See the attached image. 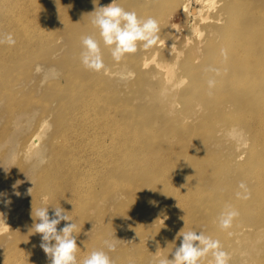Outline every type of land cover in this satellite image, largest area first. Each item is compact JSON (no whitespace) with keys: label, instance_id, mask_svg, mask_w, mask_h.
<instances>
[{"label":"rangeland","instance_id":"1","mask_svg":"<svg viewBox=\"0 0 264 264\" xmlns=\"http://www.w3.org/2000/svg\"><path fill=\"white\" fill-rule=\"evenodd\" d=\"M158 1L160 6L157 8ZM248 1L253 3L251 9L250 5L239 8ZM111 2L112 0H94V3L93 0H23L21 6L30 8L29 19L34 22L33 28L42 33V36L35 35V53L29 54L26 48L22 49L25 41L18 37L14 38L15 44L12 48L6 47L7 43L1 47L5 51L3 56L10 58L17 55V62L12 64L13 61H9V75L12 72L18 74L21 87L15 92L8 85L0 87L4 91L3 100H0V193L5 194L0 199L11 201L7 207L0 202V264H50L49 258L39 247L41 234L32 230L34 223L38 222L34 219L36 209L48 207L50 216L54 209L50 197L40 193L37 172L50 162L55 149L52 142L61 136L60 127L72 121L71 115L62 117L59 114L57 108L62 102L60 98L50 102L52 107L47 111L41 103L29 107L23 105L21 113L19 109L11 112L9 107L17 105L24 91L31 89L33 94V89L35 90V97L49 104L45 95L52 98L53 95L61 93L58 91L65 93L69 87L67 80H64L66 71L72 72L76 69L83 77L98 75L81 63V40L87 35L100 42L107 68L106 72L102 71V85L105 86L102 90L106 88L108 91H115L119 99L125 100L126 110H131L135 105L141 108V114L138 115L143 117L139 121L149 129L147 132L150 129L159 131L162 136L161 139H155L151 146H144L142 139L134 132L125 131L129 112L126 115L118 112L112 118L113 111L103 108L101 98L93 106L88 102L85 115L72 127L75 134L73 143L81 142L86 147L73 148V151L65 153L66 163L70 167L65 176V191L69 196L62 208L77 225L74 235L78 246V264L94 249L107 251L105 240L116 245V250L108 253L114 264L125 263L126 261L121 260L124 257L133 258L139 255H146L144 264H156L160 258H168L167 248L161 247L156 252L148 251L151 245L158 242L159 237L172 236L170 239L180 241L177 247L180 246L183 238L177 234L181 230L189 231L193 226L182 220L173 223L172 210L165 206L166 201L154 199L149 204L152 206L151 214L134 208L127 202L128 192L132 189L140 191L142 195L151 190L144 187L150 181L151 173L139 170L133 164L127 166L124 174H116L114 182L118 186L113 192L106 193L101 185L113 169L129 160L166 157L168 154L161 146L169 141H178L177 138L181 135L189 142L183 144L191 146L189 151L175 153L176 158L181 155V167L187 169L188 176H201L203 183L213 184L208 187L211 191L205 198L199 197L195 200L197 211L204 214H201L198 225L194 228L199 231L219 229L218 217L221 213L210 210L209 207H219L226 203L236 210L239 207L245 208L238 211L239 216L233 220L229 229L228 241L220 240L221 245L230 254L229 264H264V229L260 227L264 212L258 213L260 200L264 197V161L254 165L250 162L252 153L261 152L259 150L262 147L256 150L255 143L260 132L256 129L252 133V124H239L235 110L236 100L245 91V86H238L241 83L237 81L240 77L233 78L237 82L231 89L217 90L214 87L207 92L215 95L213 100L206 101L201 93L191 88L192 79L187 73L188 70L194 72L197 69L195 64L189 62L191 56L200 52L206 54V48L212 40L216 45L219 44L223 36L219 31L209 28L212 32L208 37L210 31L204 30L209 23L224 26L225 15L228 22L233 19L232 26L242 30L239 38L244 39L250 49L262 50L264 0H213L211 7L207 0H117L121 7L135 11L140 18L152 15L160 28L159 39L155 45L144 49L141 42L135 53L127 54L120 62L112 58L110 48L103 44L99 36V29L91 23L95 15L92 12ZM229 3L237 6L232 14L222 11ZM11 5L7 3L4 9L0 7V34H15L16 30L12 32V27L16 25L13 29H19L18 24L22 22L16 21V24L15 20L12 21L14 12L11 10L18 9V5H13L14 9ZM23 7L18 10L25 11ZM190 10L203 12L201 22L193 17ZM6 15L11 21L5 18ZM24 16L22 13L19 17ZM196 26L201 32L204 31V37H198V32L194 30ZM74 27L80 33V39L74 36ZM259 37L261 40L257 43ZM197 50L200 52H196ZM158 63H163L165 67H160ZM169 68L172 70L170 76ZM255 70L251 66L246 74L252 77ZM245 79L246 77H241L240 80ZM201 81L198 82L201 84ZM202 84L208 85V81L203 80ZM260 84L264 88V79H260ZM186 93L190 100L183 102L181 97ZM71 96H68L65 103ZM188 106H194V112L187 110ZM248 112H254L251 104H248ZM208 117L210 122L201 127L204 131L191 127L195 123L197 127L200 126L201 121ZM232 119L237 120L233 130L227 127L229 124H225L226 121L230 124L234 122ZM10 120H13L12 124L7 125ZM160 120L163 123H159ZM147 132V137L157 136ZM180 132L181 135L178 134ZM35 133H38L37 137L31 139ZM128 133L131 134L129 138L134 151H126ZM29 139L31 143L28 146ZM256 168H261L260 171L263 172L258 174L260 179L249 174ZM242 182L250 193L248 199L237 198V192L247 194L245 189L239 187ZM222 194L226 195L225 201L220 199ZM206 201L210 205H206ZM86 204H89L87 208L84 206ZM190 206L194 207L193 204ZM162 209H165V214H162ZM221 210L224 211L223 208ZM116 222L118 225H115ZM65 223L71 221H62L58 229ZM237 223L240 227L234 229L233 226ZM209 226L210 229L202 228ZM163 229L166 230L161 231ZM178 229L179 232L176 231ZM151 256L155 258L154 261ZM209 261L206 258L202 264H209Z\"/></svg>","mask_w":264,"mask_h":264},{"label":"bare ground","instance_id":"2","mask_svg":"<svg viewBox=\"0 0 264 264\" xmlns=\"http://www.w3.org/2000/svg\"><path fill=\"white\" fill-rule=\"evenodd\" d=\"M9 1V2H8ZM0 0V7L1 9H4V5L7 3H11L12 8L13 5L21 10L23 6H21V2L23 0ZM34 2H37L39 0H32ZM213 0H207L208 5L211 7L213 6L214 2H211ZM251 5L253 6V3L248 1L244 3L239 8H244L246 6ZM21 6V7H20ZM160 6V2H157V8ZM11 8V9H12ZM237 8V6L234 3H229L228 6L224 7L222 9L223 12H229L233 13L234 9ZM14 9V8H13ZM15 8V10H11L14 12V17L12 18V21L14 23L17 21H22L20 24L16 22V24L19 25L15 28V26L12 27L11 31L13 38L18 37L19 39L25 41L23 44V48H26V50L29 52V54L35 53L34 47L36 44V41H34L35 35L42 36V33L37 30L36 28H33L34 22L29 19V13L30 8L29 7H23L25 11H19ZM221 11V12H222ZM19 12V14H18ZM190 13H192L193 17L195 19L199 20L201 22V19L203 18V12L200 10H190ZM22 13L25 14L24 17L20 18L19 16H22ZM224 14V13H223ZM19 15V16H18ZM31 15V14H30ZM225 15V14H224ZM18 17V18H17ZM148 17H153L152 15ZM5 18H9L8 15H6ZM147 18V17H146ZM226 18V24L224 26L209 23L207 24L205 32L210 29H215L220 32L222 38L219 41V44L216 45L215 41H211L208 44V47L206 48V54H201L200 50H197L196 52H200L199 54H195L190 57L191 63L195 64L197 66V69L194 72H189L190 78L192 79V85L191 88H193L195 91L202 94V97L205 98L206 101H212L213 95L212 93L207 92L210 89H213L216 87V89H226L232 88L233 84L237 81L241 82L238 84L240 87L245 86V91L240 95V97L236 100V108L237 111V120L239 124L241 125H248L252 124L253 126L250 128L251 132L253 133L256 129L259 130L260 135L258 136V139L255 141L256 143V150H259L261 147V152H255L252 153L250 162L252 165L258 164L261 161H264V88H261L260 79H264V43L262 44L263 49L262 50H256L250 49L247 44L245 43L244 39L239 38V32H242L241 29H238L233 24V19L231 18L229 22ZM11 21V19L9 18ZM25 20V21H24ZM27 20H30V22L25 23ZM63 21V20H62ZM13 23V22H12ZM235 28L236 30H232ZM75 32L76 39H80V33L76 32V27L73 28ZM196 32H198V37H204V31L201 32L198 28V26L194 29ZM208 37L210 36V33ZM257 32V31H256ZM25 34V35H23ZM31 35V36H30ZM28 36V38H26ZM30 36V37H29ZM247 40V39H246ZM261 40H257V43ZM35 42V44L33 43ZM164 42V41H163ZM162 42V43H163ZM161 43V44H162ZM4 44H0V87L2 85H8L11 87V91L15 90L17 91L18 87H21L19 85L21 83L20 76L18 74H14V72L10 73L9 75V61H13V63L17 62L15 61V58L17 55L11 56L10 58L3 56L5 51L1 49V47ZM13 45H8L6 47H11ZM12 50V49H11ZM15 50V49H14ZM13 51V50H12ZM18 51V50H17ZM195 52V53H196ZM187 63V62H186ZM185 63V64H186ZM148 63H144V65H147ZM160 67H165L163 63H158ZM187 66V65H186ZM256 68L254 75L251 77L247 73V69L249 67ZM168 76L171 75V69L169 68ZM66 74L64 75V80H67V84L69 87L67 88L66 92L63 93L62 90L58 91L61 92L57 94L56 96L53 95L51 98L48 95H45L46 102H49V104L43 103L39 98L35 97V90L33 89L34 94L31 92L32 89L29 91H24L25 93L21 96L20 99H18V104L13 105V107H9V110L11 112H16L19 109V113L22 112V109L25 107H29L33 104H43V108H45V111L51 106L50 102H53V100H56V98H60L62 100L61 105L59 108H57L60 115H63L62 117L66 115H71L72 121L68 123H64L62 125V128L60 127V137L55 138L52 142L53 145H55V149H53V153L51 155V160L48 162V165L37 172V177L39 179L40 184V193L47 195L50 197V201L53 203L54 207H63L65 206V202L69 196V194L65 191L66 188V173L70 171V167L66 163L65 160V153L66 151H73V148L81 147L85 148L86 146H83L84 144L80 143H73V137L75 136L72 127L83 118L85 115V110L87 108V104L90 101L92 103V106L98 102V99H102V105L103 108L111 109L112 112V118H114V115L118 112H123L125 115L129 112L130 116H128V124L125 128V131H132L135 133L136 136L145 144L144 146H151L153 142H155V139H161L162 134H159V131H150L147 132L149 129L146 128L145 124L142 125V123L139 121L143 116L138 115V113L141 114L139 109L136 105L133 106L131 110H126L125 107L127 106L124 101L118 98V95L115 91L111 92L108 91L106 88L102 90V87H105L102 85V82L104 80V74L102 71L98 73L96 76H86L83 77L79 72H77L76 69H73L72 72L66 71ZM216 73V74H215ZM238 77H246L244 81H241L240 79L237 81H234L233 78L237 79ZM173 78V77H172ZM9 80V82H7ZM172 80V79H171ZM199 80H207L208 85H204L198 82ZM209 81H213V85L209 86ZM230 81H234L231 84H228ZM197 82V83H196ZM236 86V87H238ZM3 88V87H2ZM1 88V89H2ZM0 89V100H3L4 91ZM72 95L70 100L65 103L68 96ZM182 96V95H181ZM180 96V97H181ZM188 93L184 94L181 99L183 102H186L188 100ZM190 100V99H189ZM188 100V101H189ZM58 101V100H57ZM248 104H251L253 106V113L249 114L248 112ZM21 105L23 107H21ZM20 108H17L16 107ZM52 107V106H51ZM194 106H188L187 110H190V112H194ZM200 115V111L198 112ZM76 119V121H74ZM114 120V119H113ZM234 122L231 124L227 121L225 124H229L227 127L231 130L234 129V123L237 122V120L232 119ZM13 120L8 121L7 125L12 124ZM197 121V120H196ZM195 121V122H196ZM194 122V123H195ZM210 117H208L205 120L201 121L200 126H196L197 123L193 124L191 127L194 126V128L204 131V128L201 129L203 124L209 123ZM45 123V122H44ZM99 123V122H98ZM159 123H163L162 120L159 121ZM167 123V122H166ZM224 124V125H225ZM163 126V125H162ZM147 133H154L157 134V136L152 135L150 137H147L145 134ZM113 133V132H112ZM191 131H189V134ZM181 135L182 133H178ZM38 133H35L31 136V139L36 138ZM131 134L128 133L127 140L125 145L126 151H134L132 146L133 143L130 141ZM95 139H97V135H95ZM178 141L173 142L169 141V143L162 145L161 147L166 151L168 154L166 157L162 159H155L154 157L148 158V160H129L123 165H118L115 169L111 171L110 176L105 178L102 183V187L106 189V193L113 192L112 190L116 189L118 184L114 182L115 178L117 177L116 174H124L125 169H127V166L130 165H136L139 170H143L147 173H151L152 177L149 182H146L144 187H148L151 190L146 191L143 193L130 189L131 192H128V201L134 208L142 209L144 212H148L151 214L152 207L151 203H153V200H162L163 202L166 201L165 206L171 207L172 210V217L173 223H176L179 220H182L184 222L190 223L189 226H193L191 230L200 232L198 229L194 228V226L198 225L199 218L202 216L199 211H197V204L196 199L199 197L205 198V195L211 191L208 189L213 184H210V182H204L200 177H193L188 176L187 169L182 168L181 164V155L176 158L175 153L177 151H189L191 146H187L189 144L188 139L183 138V136H179L177 138ZM180 141V142H179ZM29 142L31 143V140H28V146ZM186 142L187 144H183ZM81 145V146H80ZM185 148V149H184ZM132 153V152H131ZM175 159V161H174ZM199 159V157H197ZM203 160L202 158H200ZM211 161H214L213 159ZM249 162V163H250ZM260 165V164H259ZM258 165V166H259ZM193 167V166H192ZM191 168V167H190ZM17 171L19 168H16ZM200 169L202 167L200 166ZM261 168H256V170L250 171V175L254 176L255 178L260 179L258 174H263L262 171H260ZM200 171V170H199ZM36 175V174H35ZM35 175H33L35 177ZM224 182V181H223ZM226 185V184H225ZM225 185L223 187H225ZM222 188V187H221ZM129 190V191H130ZM226 190V189H225ZM152 191V192H151ZM214 191V190H212ZM63 192V194H62ZM154 192V193H153ZM62 194V195H61ZM223 201L226 200V195L222 194ZM150 200V201H149ZM91 201V200H90ZM89 203V201H87ZM206 205L209 204L208 201H206ZM49 203V202H48ZM85 204V202H83ZM194 205L193 208H191L190 205ZM205 204V203H204ZM89 204L84 205L86 208ZM199 205V204H198ZM210 205V204H209ZM226 203H222V206L219 207H209L210 210H214L218 213L223 212L221 210L222 208L225 210ZM155 208L157 205L155 204ZM245 207V206H244ZM185 208V209H182ZM217 208V209H215ZM34 209V208H33ZM244 210L245 208H240L238 211ZM54 210V209H53ZM52 210V211H53ZM65 210V209H64ZM264 212V197L262 200H260L258 213L262 214ZM162 214H165V209H162ZM264 215V214H263ZM261 225L264 229V220H261ZM260 224V223H259ZM115 225H118V222L115 223ZM240 224L237 223L233 226L234 229L239 228ZM190 228V227H189ZM203 229H210L209 227H202ZM262 229V230H263ZM166 229H163L161 231H164ZM180 229L176 230L179 232ZM206 235L211 236L213 239H218L219 241L225 240V242L228 241V234L229 229L227 231L219 229H213L208 231H203ZM172 237V236H171ZM171 237H159V240L154 245H151L150 252H156L159 248H167V255L169 259H172V254L175 251V248L178 246L177 239H170ZM167 240H170L169 242H166ZM167 245V247H166ZM152 257V256H151ZM209 260L212 259L211 255L207 257ZM122 261H126L123 264H144L146 261V255H139L138 257H124L121 259ZM152 261L155 260L154 257L151 259ZM149 260V261H151ZM151 264V263H149Z\"/></svg>","mask_w":264,"mask_h":264},{"label":"clouds","instance_id":"3","mask_svg":"<svg viewBox=\"0 0 264 264\" xmlns=\"http://www.w3.org/2000/svg\"><path fill=\"white\" fill-rule=\"evenodd\" d=\"M92 13L95 15L91 23L99 29L103 44L110 48L111 56L116 62H120L127 54L135 53L141 42L143 48L148 49L159 39L160 28L155 18H140L135 11H128L121 7L117 0H112L109 5L99 7L98 11L95 9ZM81 42L83 51L80 59L83 66L97 73L106 72L100 42L91 35L82 37ZM4 43L10 46L15 44L12 34H0V44ZM213 83L209 81V86L211 87ZM239 187L245 189L247 194L237 192V198L248 199L250 193L247 192L245 184L242 182ZM4 196V193H0V198ZM0 202L6 207L11 203L6 199H0ZM238 216V210L230 205L226 206L218 217L220 229L224 231L230 229L233 220ZM34 219L38 222L34 223L32 230L34 233L41 234L39 247L49 258L50 264H78L76 255L78 246L74 235L77 225L69 218L68 213L59 206L54 207L50 216L48 207H41L35 210ZM62 221H71V223H65L58 229ZM177 236H182L183 239L180 246L175 248L172 259L160 258L156 264H202L209 255L212 257L209 264H229L230 254L223 249L218 239H213L203 231L194 230L186 232L181 230ZM104 246L107 251L94 249L79 264H114L108 253L116 250L115 243L105 240Z\"/></svg>","mask_w":264,"mask_h":264}]
</instances>
